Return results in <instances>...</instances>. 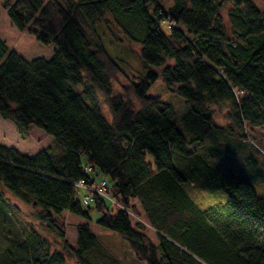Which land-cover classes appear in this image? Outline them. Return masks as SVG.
I'll use <instances>...</instances> for the list:
<instances>
[{
    "label": "trees",
    "instance_id": "obj_1",
    "mask_svg": "<svg viewBox=\"0 0 264 264\" xmlns=\"http://www.w3.org/2000/svg\"><path fill=\"white\" fill-rule=\"evenodd\" d=\"M4 7L17 28L54 52L28 60L0 35V116L22 138L34 127L53 144L33 156L0 144V184L58 233L61 247L52 250L22 226L27 234L9 240L0 264H68V257L124 264L88 222L76 226V248L69 244L59 217L90 221L93 211L147 264H264V197L238 169L222 179L203 157L196 162L197 149L220 128L214 114L222 104H230L233 124L264 125V12L252 0H172L168 7L160 0H4ZM112 24L119 42L142 46L146 70L120 90L124 70L100 32L112 35ZM160 68L189 107L181 127L171 104L148 95ZM188 184L220 186L227 205L202 209ZM3 198L0 189V204Z\"/></svg>",
    "mask_w": 264,
    "mask_h": 264
},
{
    "label": "rangeland",
    "instance_id": "obj_2",
    "mask_svg": "<svg viewBox=\"0 0 264 264\" xmlns=\"http://www.w3.org/2000/svg\"><path fill=\"white\" fill-rule=\"evenodd\" d=\"M14 0H12L13 2ZM62 2L63 0H59ZM220 1V0H217ZM264 12V0H252ZM164 7L171 5L172 0H160ZM232 8L231 3L223 5L221 14L224 21L228 22V11ZM112 35L100 27L104 34V41L114 58L121 64L124 75L115 83V88L120 90L132 80L138 82V77L143 76L146 70L141 60V45L127 42H119L117 38L123 37L120 30L112 24ZM0 35L6 41L9 49L17 51L28 60L44 57L50 59L53 56L54 46L44 45L38 42L35 36L27 31L17 28L4 7V0H0ZM162 68L157 69L159 77L148 91L149 96H160L165 103H169L174 109V119L181 127L180 119L187 112L188 105L184 98L172 92L161 77ZM230 104H222L215 110L214 118L220 128L214 129L197 149L196 162L202 163V159L217 169L224 178L230 168L238 169L245 179L255 188L259 197H264V125L251 126L249 122L244 125H236L228 121ZM103 113L108 117L107 107L103 106ZM0 144L17 148L24 154L33 156L46 146L53 144V139L46 135L41 129L32 127L27 138H22L18 133L13 121L6 120L0 116ZM200 157V158H199ZM191 197L202 208L212 206H226L227 194L219 186L213 189H203L194 184H188ZM0 189L4 192V198L0 204V260L7 247L9 240L19 239L27 231H37L40 235L50 241L52 250L61 247V239L57 232H52L44 224L39 223L32 214V210L25 203L15 198L2 184ZM87 192L79 190L82 199ZM100 214L93 211L90 221H84L81 217L69 212H63L59 222L66 229L69 244L76 248V226L78 223L88 222L93 232L98 236L101 243L119 258L124 264H147L137 258L127 241L109 229L100 227L96 220ZM22 228V229H21ZM146 234L157 242L156 233L149 225L144 229ZM9 246V245H8ZM68 264H76L74 258L68 257Z\"/></svg>",
    "mask_w": 264,
    "mask_h": 264
},
{
    "label": "bare ground",
    "instance_id": "obj_3",
    "mask_svg": "<svg viewBox=\"0 0 264 264\" xmlns=\"http://www.w3.org/2000/svg\"><path fill=\"white\" fill-rule=\"evenodd\" d=\"M174 24V22H167L166 24H164V28H168V27H171V25Z\"/></svg>",
    "mask_w": 264,
    "mask_h": 264
}]
</instances>
